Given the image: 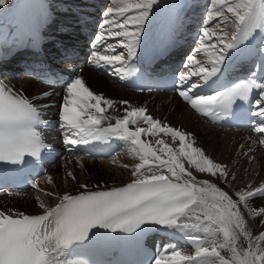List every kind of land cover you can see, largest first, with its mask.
I'll list each match as a JSON object with an SVG mask.
<instances>
[{
    "label": "snow or ice",
    "instance_id": "1",
    "mask_svg": "<svg viewBox=\"0 0 264 264\" xmlns=\"http://www.w3.org/2000/svg\"><path fill=\"white\" fill-rule=\"evenodd\" d=\"M6 3L0 0V5ZM112 3L116 7H108L103 13L89 64L111 67L113 74L124 79L144 23L160 0ZM210 5L208 20L214 23H205L200 38L208 63L189 55L174 87L197 113L213 122L232 116L237 102L251 104L250 114L264 118V80L250 75L231 86L220 82L229 50L242 55L247 51L242 45L257 31L264 32V0H210ZM228 27L233 31L228 32ZM106 38L119 39L106 43ZM117 44L126 53H118ZM260 52L264 54V48ZM204 87L212 89V94L193 91ZM51 95L45 91L35 99L45 100ZM116 103L96 94L81 77H71L65 84L59 113L66 128L64 142L73 146L118 139L130 144L140 160L132 171L134 179L125 186L65 194L53 208L41 204L44 212L39 215L0 210V264H85L72 256L77 246L92 242L94 229L139 235L153 228L180 234L191 242L193 254H183L182 249L169 244L150 264H264V230L254 234L245 217L247 210L251 217H262L260 224L264 225V206L252 204L257 198L264 199V185L229 193L210 179H197L185 167V160L198 172L225 184L230 174L226 165L214 162L194 146V141L186 143L189 133L155 119L144 107H132L127 100L118 102L128 106L125 115L104 126L103 122L110 120L106 109ZM141 122L147 127L139 126ZM41 124L40 108L33 99L0 84V165L24 167L40 159L48 147L38 131ZM251 127L264 145V124ZM160 134L171 136L173 141L178 138V150L162 138L155 139L156 147L142 139ZM68 175L75 179L73 173ZM82 187L86 189V185Z\"/></svg>",
    "mask_w": 264,
    "mask_h": 264
},
{
    "label": "bare ground",
    "instance_id": "2",
    "mask_svg": "<svg viewBox=\"0 0 264 264\" xmlns=\"http://www.w3.org/2000/svg\"><path fill=\"white\" fill-rule=\"evenodd\" d=\"M79 1H82V3ZM89 1L90 0H76L72 2V0H60V2H55L54 0H16L12 10L8 14L0 13V49L1 45L7 48L10 44L21 43L23 40L35 38V40L39 41L42 37L51 36L52 29L56 28L51 24H57L61 19L67 20L70 13H74V15L78 16L81 22L88 21L89 23H93L96 13L93 6L87 3ZM206 1L207 0H160V3L155 7L149 19L144 23L143 30L140 34V42H142V45H145L150 40L151 33L160 29L161 23L167 21V26L173 27L187 16L186 13L191 11L190 9L192 6L197 5V7H199L198 9H200L201 6H204ZM121 2H123V0H121ZM108 7L115 8L116 5L112 3V0H107L106 9ZM51 8L58 12L52 13L50 11ZM48 20L50 21L48 22ZM45 23L47 24L45 25ZM76 27L79 26L77 25ZM42 31L44 32L42 33ZM73 31L79 32L80 29L76 28ZM257 33L264 35V32L257 31L244 45H242V47H248L251 52L258 40ZM72 36L74 38L73 43L77 46L87 43V41L79 38V35L73 34ZM106 39H108L110 43H113L114 39L119 38ZM171 47L173 48L172 53H176L177 49L175 48V44ZM220 47L223 46L220 45ZM116 48H121V46L117 44ZM199 49L202 53L196 56V58L201 63L207 64L208 58L205 54L204 46L201 45V43ZM207 51L212 50L208 49ZM233 51L234 50H229L230 54L227 56L225 62L228 66L232 65V57L235 55L231 54ZM0 58L3 59L5 57L1 56ZM75 76L81 77L85 81L86 86L96 94L117 101L112 108L106 109L105 115L110 116V120L104 121V126H107L108 123L114 124L115 118L125 115L124 109L128 106L119 104L118 102L127 100L132 107H144L147 109L148 114L152 115L155 119L181 132L189 133L190 136L186 140V143L194 141V146L203 149L205 154L214 162L226 165L230 174V179L228 183L225 184L222 179L211 177L207 173L198 172L194 167L188 165L185 160V167L188 168L197 179H210L229 193L246 190L248 186L257 187L264 185V152L259 149L261 147L259 142L252 138L246 131H226L211 127L200 117L195 115V109L186 106L176 96L154 93L136 94L130 88L125 89L121 85L119 86L115 76H109L107 78L86 66L81 67ZM38 77V68L32 65L29 67L28 75L21 76L18 80H13L12 76L6 79V82L10 88L22 92L26 97L33 99L34 103L40 108V113L42 115L40 118L42 120H46L48 124L61 121L59 113L65 96V88L58 90L49 87L46 83L45 85H40L35 82ZM192 79L195 80L196 77H192ZM45 91L51 92V97L54 99H50L49 97L45 100L35 99V97ZM54 112H58V115H55ZM45 126L49 125L45 124ZM139 126L147 127L142 122ZM49 127L51 128V126ZM57 136H60V134L55 131L52 137ZM44 138L55 147V152L59 154V157L46 176L41 180L39 186L43 181H47L48 186L43 189V193H45V195L54 194V198L36 193H26L25 195L22 193L16 195L15 193L21 192L8 193L0 190V210L12 213L23 212L27 215L43 214L44 208L40 207L41 204L46 208H53L60 202V198L65 194L78 195L84 191L125 186L134 179L132 171L135 165L140 163L139 158L132 151V146L130 144H126L124 147L126 151L117 154L114 158L105 160L93 159L94 156L113 153L112 148L116 147L117 142L120 141L118 139L108 141V145L104 141H92L87 145H76L79 146L78 152L87 153V158H67L60 157L62 153L68 151L66 150L67 146L64 142L57 139L50 140L48 137ZM142 138L143 140L153 142L154 147H156L154 144L155 139L159 138L164 139L170 146L176 147L177 150L179 147L178 138L173 141L172 137L169 135L160 134L157 137L142 136ZM241 145H243V148H241ZM254 151L255 154H253ZM252 161L255 162L251 164ZM69 172L75 175L76 180L77 172H79V181L77 180V182L70 177L68 175ZM233 176L235 179H231ZM85 185L86 189L82 187ZM252 204L254 206H264V199L257 198L252 201ZM245 217L254 234H258L261 230H264V225L260 224V219L262 217H251L247 210L245 211ZM168 233V231H157L155 235L161 234L159 237L165 238ZM152 238H154V236H152ZM246 243L245 241V244ZM189 244H191V242ZM191 252L193 253V247ZM224 254L229 255L226 250Z\"/></svg>",
    "mask_w": 264,
    "mask_h": 264
},
{
    "label": "rangeland",
    "instance_id": "3",
    "mask_svg": "<svg viewBox=\"0 0 264 264\" xmlns=\"http://www.w3.org/2000/svg\"><path fill=\"white\" fill-rule=\"evenodd\" d=\"M55 2H60V0H54ZM14 2H16V0H7V3L6 4H4V5H0V13L2 12V14H8L11 10H12V7H13V4H14ZM204 5H205V3H204ZM211 6V5H210ZM201 7H203V6H201ZM179 9V8H178ZM210 9H211V7H210ZM210 9H209V11H210ZM53 10L54 9H50V11L52 12V13H55V12H53ZM191 10V9H190ZM209 11L208 10H205L204 11V15L206 16V17H208L209 16ZM212 23H214L213 21H211V24ZM227 31L228 32H232L233 31V29L231 28V27H228L227 28ZM257 38H258V35H257ZM222 46V45H221ZM219 47H220V45H219ZM253 154H255V151L253 152ZM68 158V157H67ZM255 162V161H254ZM253 161H252V163L251 164H253L254 163ZM60 164V163H59ZM109 167V166H108ZM111 167H113V166H111ZM80 173L79 172H77V175H76V178H77V180H78V178H79V175ZM76 180V179H75ZM76 180V181H77ZM79 181V180H78ZM77 181V182H78ZM46 186H48V182L47 181H43V183L39 186V187H37L35 190H33V191H31V192H28V191H21V193H15L16 195H18V194H22V193H24L23 195H25L26 193H28V194H31V193H36V194H44L45 195V193H43V189L44 188H46ZM45 196H47V197H49V198H54L53 196H54V194H50V195H48V194H46Z\"/></svg>",
    "mask_w": 264,
    "mask_h": 264
}]
</instances>
